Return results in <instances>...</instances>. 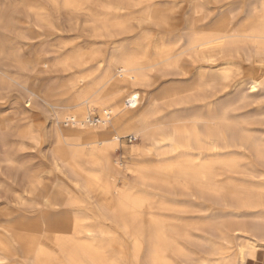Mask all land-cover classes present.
Segmentation results:
<instances>
[{"label": "bare ground", "instance_id": "obj_1", "mask_svg": "<svg viewBox=\"0 0 264 264\" xmlns=\"http://www.w3.org/2000/svg\"><path fill=\"white\" fill-rule=\"evenodd\" d=\"M48 1L57 9L77 11L89 0ZM165 1L110 0L105 8L117 12L115 16L92 15L94 36L111 44L133 33V22L142 32L134 34L130 44L115 45L110 54H76L72 63L81 71L66 88L69 105L52 121L55 146L49 161L96 201L99 223L81 226L79 211L73 210L80 197L63 183L51 188L45 177L34 176L29 185L28 177L21 193L7 186L10 190L3 196L0 190V264H108L105 248L127 253L128 244L135 264H264L259 258L264 250V0H238L211 24L202 0H191L188 11L178 13L160 4ZM29 9L35 17L33 28L60 32L53 17L41 6L30 7L29 0L0 3L5 46L0 97L20 88L28 108L29 101L39 97L23 78L30 68L21 46L22 34L29 30L23 23ZM243 63L249 64L248 70L242 71ZM157 76L184 81L148 97L131 89L151 88ZM260 100L262 105L250 109ZM181 106L188 107L186 113L162 116L164 110ZM5 111L0 109V164L7 165L16 160L17 143L6 134L15 118L4 116ZM93 112L100 117L96 123ZM62 121L68 123L66 129ZM125 135L135 140L130 152L137 161L132 163L118 157ZM129 176L136 180L118 188ZM170 191L178 198L193 192L200 207L205 204L206 219L220 218L224 196L235 200L231 206L236 216L259 217L252 225L221 226L217 217L208 218L210 222L196 228L187 210H181L180 217L163 214L179 209L173 201L163 202L164 192ZM29 209L38 212L35 219L29 218ZM33 225L38 228L31 229ZM81 229L93 242L100 239V246L82 240ZM236 233L246 234L248 242L235 254ZM195 239L204 242L199 254L187 250V242ZM32 247L37 256L30 262Z\"/></svg>", "mask_w": 264, "mask_h": 264}, {"label": "rangeland", "instance_id": "obj_2", "mask_svg": "<svg viewBox=\"0 0 264 264\" xmlns=\"http://www.w3.org/2000/svg\"><path fill=\"white\" fill-rule=\"evenodd\" d=\"M10 1L11 0H0V3H5L6 5H8ZM237 1L238 0H202V5L207 11L210 24L214 23L222 15L223 12L232 9ZM109 2L110 0H89L83 7L75 11L66 8H61V10L60 8L57 9L48 0H29L30 7L41 6L44 8V11L46 13L50 14L53 17V20L56 26L60 29V32H57L56 34L51 32L50 29L48 30V28H33V26H35V17L29 9V17L23 19L25 27H29V30H27L29 32L24 31V34H22V40H25L22 41L21 46L24 47L23 51L29 58L30 68L29 72H27V74L23 78L25 81H28L29 90H34V92L37 93L39 97H34L33 101H29V108L27 107V104L24 105L23 103L21 96L22 89L20 88H14L12 90L13 92H8L10 94L4 93L0 97V109L6 110V114L4 116H12L13 118H15L14 124L7 127L5 131L8 137L13 142L15 141L17 143L15 144L16 147L14 148L13 152L18 155H16V160L12 162L14 163V165L12 163H6L8 166L5 165V163L0 164V186L2 185L4 188L0 189L2 191V195L6 196L10 189L12 191L16 190L21 193V189L28 185V177L29 185L30 179L34 176H42L43 178L45 177L44 183H46L51 188H53L55 185L57 186V184L61 182L63 183L62 186H65V189L69 187L67 191L70 192L71 189L73 192H75V194L73 193V195L77 196V198L80 197L78 198L80 201V205L77 206V209H75L76 207L73 208V210L79 211L78 215L83 220V222H81V226H92L95 224L97 225L99 223L97 221L99 208H97L98 205L96 201H93L91 198L86 197L85 194H83L80 186L78 185V187L71 180L72 177L66 170L62 171L64 174H62V172L59 173L55 171L52 164L50 163V154L55 146L54 127L52 126V121H56L58 113H61L66 105H69L71 94L66 88H68L67 86H69L74 80L76 76L75 74L81 71V69L75 67L72 63V59L76 54L88 53L92 50H99L101 52V55H107L110 54V51L112 52L114 50V48L116 47L115 45L119 46V43L122 42L125 44H130L135 39V36L139 35L142 32V30L137 27L136 22H133V33L127 34V36L124 35L126 36V38L122 36V38L120 37L118 39H115V44H111L112 42L108 41L106 38L102 39L100 37H95L92 31V19H94L92 18V15L94 17H99L100 15H102V13L108 12L111 16H115V13H117L115 11H106L105 7ZM160 4L163 6L172 7L173 10L178 13L180 11H183V9L185 11H188L191 0H168L165 2H161ZM56 9L58 12L56 11ZM119 39L122 41H120ZM0 48L1 58L2 51H4L3 49H5L3 37H0ZM45 63L49 64L48 68L47 66L45 67ZM243 64L244 65H242V71L248 70L249 64ZM154 81V86H152L151 88L135 86L131 89L137 92H142L146 97H148L156 93H160L162 90H164L163 88L169 85L171 86L182 83L184 81V78L169 77L167 79H163L157 76L154 78ZM258 104L262 105V101L260 100L255 102L252 105L253 107L251 106L250 109L257 108L259 106ZM24 108H27L26 111L24 110ZM187 109L188 107L181 106L177 107L176 110L174 108L170 109V111L164 110L162 116L165 118L176 117L175 114H181L179 112L186 113ZM25 118L29 119V123L24 120ZM99 118L100 117L97 112H93V114L91 115V120L95 123ZM61 127L66 129V127H68V123L62 121ZM24 131L29 133V137L26 136V133ZM23 135H25L27 138L25 136L23 137ZM134 143L135 140H132L129 135H125L123 138H121V146L118 151V157L123 162L132 163L137 161L136 157L133 156L130 152V149L134 145ZM142 160L144 159L139 158L138 161L141 162ZM9 166L10 168L8 169L7 167ZM1 172L4 173L3 176ZM6 172L7 174L9 173V178L7 175H5ZM67 174L71 178L68 177ZM67 179L69 181H67ZM135 180L136 178L134 176H129L124 180L122 178L120 180L121 182H118V188H126L128 184L133 183ZM84 181L85 178H82L80 183ZM72 183L73 186L70 185ZM7 186L10 187V189H8ZM76 187H78L79 190H76ZM72 191L70 193H72ZM79 192H81L82 194ZM163 195L164 197H167L166 200L163 201L161 198H159L158 202L163 201L166 203L168 202V200H170V202L173 201L174 207L179 208L178 210L171 209L170 211H164L163 214H165L166 216H168L169 214L170 217H180L182 214L181 210H187L189 214H187V216L190 218V222L196 228H202L205 223L210 222L211 220H213L212 218H214L210 216L206 219L204 217L205 214H203L202 209L205 204L202 203L204 206L202 205L201 208V200L199 201L196 196L194 197L193 192L184 193L179 198L178 196H176L175 191H173V193L172 191L164 192ZM215 202H217V200H215L213 203ZM209 203H211V201H209ZM209 203L206 204L208 205ZM220 203H222L220 205H224V207L227 203L228 205H226V208L220 206L221 208L219 210H222L220 212V218H218L217 216V219L216 217L214 218L216 219V223L218 226L230 223H236L238 225H252L255 221H257L259 217V214H254L255 216L248 213L240 216H236L235 214H233L234 206L231 205H235L236 202L228 196H224L220 200ZM87 215H89L91 218H87ZM36 216H38V212L29 209V218L35 219ZM208 218H210L211 220H208ZM33 226H31V229L33 230L38 228V225L36 227ZM107 226L111 228L112 224L107 223ZM114 229L116 230L115 226ZM114 229L112 228L111 230L114 231ZM81 230L82 231L80 233V237L82 238V240L90 242L95 247L100 246V239H95L94 242H96L94 243L93 240L88 239L84 230ZM236 235H238V237L234 239V243L232 244V248L234 246V248L232 249L234 253L235 251L237 253L240 247L244 246L246 242H248L246 241L248 239V236L246 234L245 236L244 234H242V236L241 234L236 233ZM123 243H125L124 245L126 246V244H128V241L124 239ZM203 243V241L198 239L193 240V242L188 241L186 244L188 247L187 250H191L190 252L195 251L197 254H199V248L202 247ZM129 248L130 246L128 244L126 246L127 253L129 252ZM127 253L122 251L121 249L118 250L105 248L104 250L105 260L108 262V264H135L132 261L129 253V258L126 257ZM36 256L37 251L35 247H32L29 250V261L32 262V259L35 260ZM260 257L264 258V250L260 251L259 258ZM84 259L87 260L86 257ZM235 261H237V259ZM181 264L186 263L181 262Z\"/></svg>", "mask_w": 264, "mask_h": 264}, {"label": "built area", "instance_id": "obj_3", "mask_svg": "<svg viewBox=\"0 0 264 264\" xmlns=\"http://www.w3.org/2000/svg\"><path fill=\"white\" fill-rule=\"evenodd\" d=\"M97 121V120H96Z\"/></svg>", "mask_w": 264, "mask_h": 264}]
</instances>
